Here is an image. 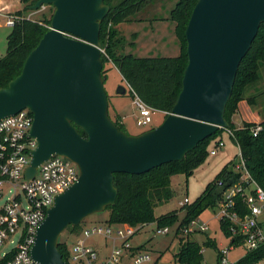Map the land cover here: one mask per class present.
I'll return each instance as SVG.
<instances>
[{"label":"water","instance_id":"1","mask_svg":"<svg viewBox=\"0 0 264 264\" xmlns=\"http://www.w3.org/2000/svg\"><path fill=\"white\" fill-rule=\"evenodd\" d=\"M44 6L54 8L51 27L22 73L0 89V121L23 110L33 114L29 134L37 146L27 180L54 156L79 167L77 183L55 197L32 247L38 264H67L61 236L116 204V173L143 175L180 162L230 127L226 107L264 23V0H198L186 28L188 67L179 98L158 127L138 136L120 130L109 115L100 32L111 7L104 0H38L30 9Z\"/></svg>","mask_w":264,"mask_h":264},{"label":"trees","instance_id":"2","mask_svg":"<svg viewBox=\"0 0 264 264\" xmlns=\"http://www.w3.org/2000/svg\"><path fill=\"white\" fill-rule=\"evenodd\" d=\"M38 0H21L25 5L24 11L17 12L23 20L19 21L11 30L7 38V54L0 58V89L7 88L11 80L18 77L23 66L44 34L49 31L52 23L50 19L36 21L24 16L30 6ZM111 9L101 26V49L103 65L111 62L115 66L124 82H127L133 89L135 95L143 100L153 111L163 112L166 117L171 113L178 96L183 88V76L188 67V48L186 41V28L190 22L191 13L198 0H178L167 19L175 23V32L181 48L180 55L174 58L166 57H137L127 52L126 47H134V43L125 41L118 26L126 22L134 21L136 15L155 0H122L118 3L115 0H104ZM121 36V37H120ZM264 66V23L259 28V33L252 44L249 53L241 61L236 77V83L232 97L226 107V119L230 123L228 129H221L209 139L199 143L196 149L189 153L182 161L168 163L160 168L151 170L143 175L116 173L114 184L118 189L116 204L108 207L110 223L139 226L149 223H156L158 229L177 225L176 235L179 236L180 250L176 255V264H203L204 247L198 242H192L182 233L183 229L199 219L207 209H215L222 201V191L218 183L223 182L227 186L235 184L240 180L239 175L233 171L235 160L228 163L217 175L216 180L210 182L201 196L193 204L181 206L178 211L170 212L157 217L155 210L164 203L174 198L172 190V177L177 174H184L189 177L194 170L203 165L208 157V144L210 139L221 136L225 131L230 130L233 143L239 146L248 170L259 186L264 189V120L258 124L244 123L242 128H236L233 117L241 101L246 100V94L252 91L262 80L261 70ZM104 83L106 81V68L103 70ZM129 95L134 94L128 90ZM254 104L255 97L248 98ZM117 127L126 132L125 126L119 119H113ZM258 125L262 130L254 136L253 130ZM84 138L87 135L81 130ZM222 141V140H221ZM180 211L185 212L183 219L180 218ZM81 226V225H80ZM79 227H68L66 230L72 233L77 232ZM221 230L225 237L230 238V244L242 246V238L232 237L229 224L220 223ZM84 230V229H83ZM181 235V236H180ZM189 236V235H188ZM207 248L218 249L215 240H208L204 243ZM60 252L63 260L70 264L71 252L66 243L59 241ZM145 247L136 248L144 250ZM264 260V245L258 250L248 251L239 259L237 264H256ZM220 251L218 252V263L220 264Z\"/></svg>","mask_w":264,"mask_h":264},{"label":"built area","instance_id":"3","mask_svg":"<svg viewBox=\"0 0 264 264\" xmlns=\"http://www.w3.org/2000/svg\"><path fill=\"white\" fill-rule=\"evenodd\" d=\"M3 3L0 16L6 20L7 27L13 28L23 19L17 13L11 12L10 5L4 0H0V4ZM128 90L134 94V105L140 117L148 124L153 123L152 109L135 95L129 84ZM33 123L34 117L29 110H23L0 121V202L5 195L11 194L0 207V264H38L32 257L37 228L47 218V210L53 206L55 197L75 185L79 179L78 165L65 156L50 158L40 165L34 178L26 179L31 153L37 146L36 139L29 134ZM261 130L260 125L255 127L254 136ZM227 131L232 135L230 130ZM224 147L223 141L217 142L211 155H216ZM235 161L233 171L239 175L240 180L228 186L223 182L218 183L223 197L216 209L219 211L220 223L229 224L231 227L232 237L242 238V246L246 248V252L254 251L264 245V189L251 176L240 148ZM190 203L186 198L180 205ZM146 225H129L127 231L118 230L116 234L111 228L96 226L84 229L83 238L77 241L71 254L70 264L97 262L98 252L87 247L85 243L86 239L97 234L111 239L114 245L119 240L123 241L121 246L114 247L112 256L106 262L99 264H119L125 253H129L134 264L149 263L152 260L150 253L137 250L130 244V239ZM208 230L206 223L196 219L182 233L188 236ZM170 232L171 229L164 227L157 228L156 234L162 236ZM234 246L231 244L228 249L220 250V264H237L239 260L231 262L227 258ZM256 264H264V260Z\"/></svg>","mask_w":264,"mask_h":264},{"label":"rangeland","instance_id":"4","mask_svg":"<svg viewBox=\"0 0 264 264\" xmlns=\"http://www.w3.org/2000/svg\"><path fill=\"white\" fill-rule=\"evenodd\" d=\"M120 1L122 0H115L116 3ZM4 2L10 5L11 12H22L25 9V5L21 2L17 3L14 0H4ZM53 14L54 8L51 6H46L39 11H32L29 8L28 11H25L24 16L32 20L42 21L44 19H50ZM11 30L12 27H7L6 20L0 17V58L7 54V38ZM123 38L126 42H128L126 37ZM105 68L107 77L105 81V89L107 91L110 107L112 105L111 100L116 101L120 104L122 113L125 116H129L127 120V133L133 136H138L142 134L141 132H143L145 128H152L156 126L158 120L163 117L162 114H158L156 111L152 110L151 114L154 120L153 123L148 124L145 122H140V115L134 105V98L129 95L128 91L126 95L118 94V89L122 86L125 87L126 85L124 82H122L119 71L115 66L112 65L111 62L105 65ZM261 79L262 80L257 84V87L255 86L252 88L253 90L249 91L246 94V97H250L252 99L254 97L257 98L256 108H258L259 112H263L262 117H264V66L261 70ZM240 119L241 118H238L236 127L243 124L242 120ZM245 119L249 120V118ZM221 140L223 141L225 147L219 149L216 155H211V151L215 149L216 143ZM207 150L209 155L205 163L199 168L195 169L192 175L186 177L184 174H177L171 178L174 198L169 202L164 203L162 206L156 208L155 213L157 217H161L162 215H166L173 211H178V209L181 207L180 202H183L186 198H188L191 204H193L194 201H196L205 191L210 182L216 180L217 175L226 167L228 163L236 160L237 155L239 154V146L233 143L228 131H225L221 136H216L210 139ZM10 197L11 194L5 195L0 202V207ZM185 214V212L180 211V218L183 219ZM110 215L111 214L108 210L96 213V215L87 218L81 224L80 229L77 230V232L72 233L65 230L64 234L60 238V242H65L67 248H69L70 252L73 253L77 241L80 240V238H83V229H91L98 226L104 229L111 228V230H114V234H116L118 230L127 231L129 228L128 225L116 223L111 224L109 222ZM199 219L208 225L209 230L206 232H195V234H191L187 237L190 241H196L204 247L203 253L205 262L203 264H218V252L220 250L223 251L228 249L231 246V239H227L221 230L219 211H217L216 208L207 209L203 214L200 215ZM157 228L158 226L156 223L147 224L146 227L142 228L140 232L130 239L131 246L134 248L146 247L144 250L150 253L152 257V260L147 264H176L175 258L179 253L181 246L179 244L180 238L176 235V231L178 229L177 225L168 227L171 229V232L162 236L156 234ZM195 228H197V226ZM212 239L216 241L218 246L217 250L213 247L207 248L204 246V243ZM85 243L86 246L96 247L95 250L98 252V260L93 264H99L106 262L107 259L112 256L114 247L121 246L123 241L119 240L114 245L111 239L97 234L86 239ZM245 252L246 248L244 246H234L232 250L229 251L227 258L228 260H231V262H236L245 255ZM81 264L87 263L83 262ZM119 264H134V262L132 261L129 253H125Z\"/></svg>","mask_w":264,"mask_h":264},{"label":"crops","instance_id":"5","mask_svg":"<svg viewBox=\"0 0 264 264\" xmlns=\"http://www.w3.org/2000/svg\"><path fill=\"white\" fill-rule=\"evenodd\" d=\"M177 1L178 0H155L152 4L140 11V13L136 15V18H134V21L126 22L118 26V30L122 33L123 37H126L128 43H134L133 48H130L129 46H127L128 48L126 47L127 52H130L139 58H174L180 55L181 48L175 32V23L167 20L170 17L169 14L176 5ZM3 6L4 3L0 4V11H2ZM122 82H124L123 79ZM124 83L126 84L125 88L128 91V83ZM248 98L250 97H247L246 100L241 101L239 104L237 114L233 117V123L235 126L238 122V118H241L240 120H242L243 124H258L264 120V117H262L263 112H259L258 108H256L257 98L254 100V104H251ZM111 102L112 105L109 113L112 115V119H119L127 130V120L129 116H125L122 113L119 103L112 100ZM157 113L162 114L163 117L158 120L156 126L152 128H145L143 132H141L142 134L148 130L158 127L164 121L166 114L160 111ZM139 118L140 122H145L144 119L141 117ZM245 118H249V120ZM243 124L236 128L241 129ZM87 247L96 249V247L93 246ZM144 249H146V247Z\"/></svg>","mask_w":264,"mask_h":264}]
</instances>
